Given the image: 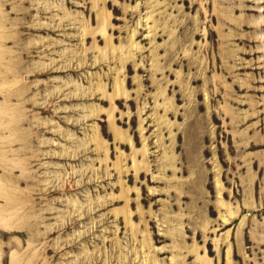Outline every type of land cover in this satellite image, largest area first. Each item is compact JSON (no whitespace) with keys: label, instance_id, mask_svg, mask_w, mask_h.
Wrapping results in <instances>:
<instances>
[{"label":"rangeland","instance_id":"374dc122","mask_svg":"<svg viewBox=\"0 0 264 264\" xmlns=\"http://www.w3.org/2000/svg\"><path fill=\"white\" fill-rule=\"evenodd\" d=\"M0 264H264V0H0Z\"/></svg>","mask_w":264,"mask_h":264}]
</instances>
